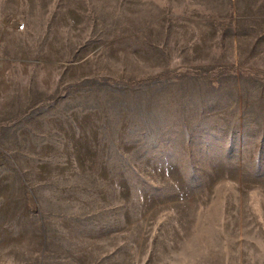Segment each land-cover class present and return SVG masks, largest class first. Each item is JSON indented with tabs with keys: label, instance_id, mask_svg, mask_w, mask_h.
<instances>
[{
	"label": "rangeland",
	"instance_id": "1",
	"mask_svg": "<svg viewBox=\"0 0 264 264\" xmlns=\"http://www.w3.org/2000/svg\"><path fill=\"white\" fill-rule=\"evenodd\" d=\"M0 264H264V0H0Z\"/></svg>",
	"mask_w": 264,
	"mask_h": 264
}]
</instances>
